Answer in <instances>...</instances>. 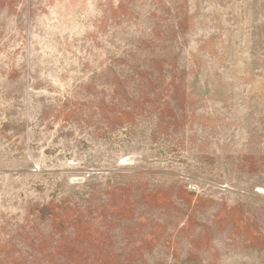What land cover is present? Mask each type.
I'll return each instance as SVG.
<instances>
[{
    "label": "rangeland",
    "instance_id": "rangeland-1",
    "mask_svg": "<svg viewBox=\"0 0 264 264\" xmlns=\"http://www.w3.org/2000/svg\"><path fill=\"white\" fill-rule=\"evenodd\" d=\"M0 264H264V0H0Z\"/></svg>",
    "mask_w": 264,
    "mask_h": 264
}]
</instances>
